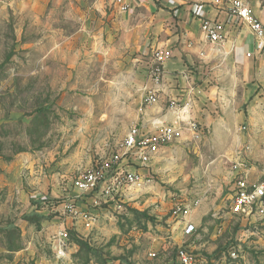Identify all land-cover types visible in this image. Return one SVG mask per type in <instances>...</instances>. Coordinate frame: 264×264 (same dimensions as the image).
Masks as SVG:
<instances>
[{
	"label": "rangeland",
	"instance_id": "1",
	"mask_svg": "<svg viewBox=\"0 0 264 264\" xmlns=\"http://www.w3.org/2000/svg\"><path fill=\"white\" fill-rule=\"evenodd\" d=\"M105 4L0 0V264H179L180 249L193 264H223L233 246L240 264H264V220L231 211L239 150L249 147L251 179L264 180V100L248 110V77L217 75L228 107L215 110L203 136L187 134L157 156L144 169L150 182L127 189L122 202L74 188L120 149L130 73L139 80L151 65V54L130 58L126 23L101 24V12H112ZM143 86L136 82L131 98L136 115ZM228 139L238 143L224 149ZM196 200L187 218L174 214Z\"/></svg>",
	"mask_w": 264,
	"mask_h": 264
},
{
	"label": "crops",
	"instance_id": "2",
	"mask_svg": "<svg viewBox=\"0 0 264 264\" xmlns=\"http://www.w3.org/2000/svg\"><path fill=\"white\" fill-rule=\"evenodd\" d=\"M249 1L255 17L264 23V0ZM111 11V14L101 12L103 18L107 17L101 24L106 25L107 31H112L115 26H120V22L126 23V30L130 32V58L136 50L145 55L151 54V57L153 49L169 51L172 55V58L165 63L157 104L146 105L137 115L131 101L135 84L136 82H140V85L151 84V81L145 71L140 75L139 80L130 73V128L138 125L151 131L153 121L171 122L174 119L171 103L173 101L185 103L190 100L192 107L190 117L203 125L206 130V125L214 122L215 110L219 107H228L227 103H222L217 97L221 94L219 90L223 88L220 89L218 85L212 83L217 75H219L218 80L228 81L229 77L239 79L242 75V80L248 77V81L255 87L248 91V95H254L248 110L253 111L258 101L264 100L262 97L264 96V57H247V53L254 52L256 48L255 39L250 32L245 28L237 27L236 24H228L226 40L221 46L211 44L202 36L200 20L202 17L225 18L219 15L210 0H177L176 7H167L150 0L136 6L133 15L125 20ZM110 24L112 28L109 27ZM233 46L235 49L232 50ZM239 71L242 74L238 73ZM241 115L238 114V120L243 119ZM235 125L232 122L231 127L222 128L230 130L235 128ZM228 140V146L225 145L226 141L223 144L224 149L229 147L232 149L237 142ZM165 151L166 149L160 154ZM231 160H234V156ZM229 173L233 181L234 175L231 171Z\"/></svg>",
	"mask_w": 264,
	"mask_h": 264
},
{
	"label": "built area",
	"instance_id": "3",
	"mask_svg": "<svg viewBox=\"0 0 264 264\" xmlns=\"http://www.w3.org/2000/svg\"><path fill=\"white\" fill-rule=\"evenodd\" d=\"M150 0H103L117 16L125 20L133 15L136 6ZM167 7H176L177 0H153ZM223 18L211 19L202 17V36L213 45L221 46L226 40V27L236 24L241 29L245 28L254 37L256 48L254 52L247 53L248 58L264 57V23L258 20L253 12L249 0H210ZM232 50L235 49L233 46ZM149 78L151 84H145L142 91V100L146 105L158 102V91L164 78L165 63L172 58L171 52L159 49L152 50ZM174 114L171 122L153 121L151 131L138 125L131 127L121 144L120 149L109 159L101 162L94 171L78 178L73 186L81 194L98 192L99 196L108 201L117 203V198L122 202L127 189H141L150 179L144 174L147 168L167 147L184 140L187 134L200 137L205 134V127L190 117L191 101L181 103L173 101L170 106ZM242 127L241 130H246ZM249 147L237 152L232 164L234 175V195L231 204L233 214L240 216L248 222L264 220V180L261 178L253 181L252 165L246 156ZM194 204L184 207L176 206L174 214L180 218H187ZM184 235L191 236L196 228L192 223L184 222ZM241 250L236 246L231 247L227 260L223 264H240ZM194 256L186 249H180L177 254L179 264H193Z\"/></svg>",
	"mask_w": 264,
	"mask_h": 264
}]
</instances>
